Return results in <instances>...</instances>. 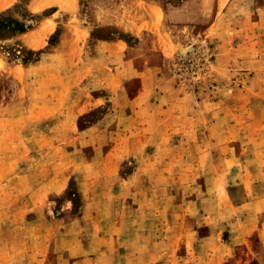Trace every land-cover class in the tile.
Segmentation results:
<instances>
[{"label":"rangeland","instance_id":"1","mask_svg":"<svg viewBox=\"0 0 264 264\" xmlns=\"http://www.w3.org/2000/svg\"><path fill=\"white\" fill-rule=\"evenodd\" d=\"M186 1L157 0L152 8L81 0L70 20L58 16L47 24L52 9L30 10L32 0L0 12V19L32 28L16 35L0 29V179L14 172L13 143L22 144L23 157L40 161L48 148L47 156L62 154L71 166L69 185L50 198L55 208L47 215L71 228L62 221L40 227L43 241L70 235L53 252L65 249L74 262L103 251L136 252L146 255L145 264L165 252L182 256L202 248L213 251L217 257L206 261L216 264L253 257L243 244L229 258L220 244L249 211L225 212L226 206L264 197V37L240 49L233 37L236 27L257 23L264 0H241L226 12L223 4L214 12L196 0L187 14L166 16ZM142 69L151 77L135 103ZM60 76L73 82L71 92L61 90ZM65 96L69 103L82 99L85 111L48 109ZM153 185L163 192H146ZM106 187L112 194L100 195ZM5 217L0 214L3 244L16 236ZM25 233L30 237L31 230ZM210 233L217 240L200 246ZM251 240L256 249L257 237ZM196 255L181 264H199ZM99 261L94 264L110 262Z\"/></svg>","mask_w":264,"mask_h":264},{"label":"crops","instance_id":"2","mask_svg":"<svg viewBox=\"0 0 264 264\" xmlns=\"http://www.w3.org/2000/svg\"><path fill=\"white\" fill-rule=\"evenodd\" d=\"M15 1L16 0H0V12L10 8ZM126 1L143 2L152 8H156L153 3L157 0ZM192 1L196 0H187L186 4L181 7L165 10L166 16L175 18L180 16L182 13L187 14L188 11L190 12L188 5ZM199 1L202 6L207 8L209 11L213 10L214 12H218L223 4L226 12V10H230L236 2L241 0ZM80 6L81 0H32L29 9L39 11L51 8L52 11L50 15H47L44 18V22L47 24L48 21L55 23L58 16H68L70 20L74 14L79 12ZM256 10L261 14V18L257 20V23H253L252 26L248 25L247 27H236L235 35L233 36L234 41L237 43L235 47H239L236 49L245 47V45H254L263 42L262 39L264 37V32H258L261 33L258 35H255L254 33H256L257 30L264 28V7H258ZM220 15L224 16V12L219 13V16ZM249 30L253 33V35H249ZM50 31H52V29H50ZM148 70L142 69L137 76L141 82V88L132 100L135 103H137L136 101H141L147 93L145 83L151 77L146 73ZM57 79L63 85L61 88L62 91L71 92L73 89V82H70L67 77L63 76L57 77ZM125 94L128 95V92L125 91ZM65 97V99L60 100L59 106L50 107L48 109H51V112H65V110L66 112L85 111L86 105L82 99L79 98L75 102L69 103L70 101L68 96ZM132 110H146V108L143 106H136L132 108ZM192 140L187 144L191 145L193 143ZM13 144L15 145V149L19 151L14 152L12 156L13 174H5L1 177L3 179H0V214L6 215L5 218H7V222H9L8 230L14 232L16 236L7 240L6 244H3L4 241L0 240V264H94L98 260L102 263L105 259L110 260V262H104V264H145L146 255L144 254V256L141 257L139 254L137 255L136 252L118 251L117 253H109L108 251H103L97 254H89L88 256L81 255L75 262L72 259L71 254L66 252L65 249L62 253L53 252V244L55 245L58 242L59 244L63 243L65 245L66 242H70V235L68 233H64L63 237H59L58 239L53 237L48 238L46 236V240L43 241L41 240V237L43 236H41L40 227H52L55 223H60V221H62L64 227L67 226L71 228V224L66 223L64 219L58 218L56 220L57 222L47 220V215H49V212L53 211L55 208V202L50 198L61 197L69 185L71 176L70 163L62 154L61 157H56L55 159L47 156L49 154L46 151L48 148L43 149L46 154L40 158V161H44L41 163L37 157H23L21 143ZM61 148H63L62 145ZM62 153L64 154L63 149ZM10 160L11 159L9 157L8 163L11 162ZM39 165H43V167H40L39 169ZM106 174H109V172H106ZM135 174L137 173L135 172L133 175ZM253 184L254 189L262 187L261 184ZM251 187H253V185H251ZM149 188L150 189H147L146 192H163L164 190H162L163 187L161 185H153ZM112 190L113 189L109 187L101 188L99 194L102 196H110L112 194ZM134 192L141 193L139 191ZM263 204L264 197L255 195L251 199H246L237 203L231 202V204L226 206L227 209L224 210L225 212L228 211L236 214V212L240 210L249 209V211L246 216H243L240 219V222L236 224V226L239 227L233 228L230 231L231 234L228 240H223L220 244V248L227 252L224 256L227 255L229 258L233 257L234 255L232 254L235 247L246 244L248 248V256L252 255L253 257L242 261H244L245 264H251L253 261L255 264H264V208L257 209L255 211L250 210L252 208H259L263 206ZM89 207V201L86 200L83 208L85 213H87ZM29 214L34 215L30 218V220L28 219ZM55 226L59 225L57 224ZM29 229L31 230L30 237L28 233H25V231L27 232ZM215 236L216 235L214 233L205 235L200 239V246L208 245V243L217 240L215 239ZM253 236H256L259 241V246L256 249L255 247L250 246L252 241L251 238ZM194 255L198 257L199 264H216L215 259H212L210 262L206 261L207 258H216L217 256L213 254L212 250L210 251V249L205 248L200 249L198 252L195 250L192 253L187 251L186 255L182 256H179L177 252H171L169 254L168 252H165L159 259L156 260L154 264H169V262H172V264H181L182 260L184 261L190 256L194 257ZM225 261H229V259ZM186 263H188V261H185L183 264ZM148 264L153 263L149 262ZM217 264H223V262H217Z\"/></svg>","mask_w":264,"mask_h":264},{"label":"trees","instance_id":"3","mask_svg":"<svg viewBox=\"0 0 264 264\" xmlns=\"http://www.w3.org/2000/svg\"><path fill=\"white\" fill-rule=\"evenodd\" d=\"M5 27L9 28L10 32L13 33V35L23 34V33L28 32L30 29H32L31 26L24 25L18 20L1 18L0 19V29L5 28Z\"/></svg>","mask_w":264,"mask_h":264}]
</instances>
